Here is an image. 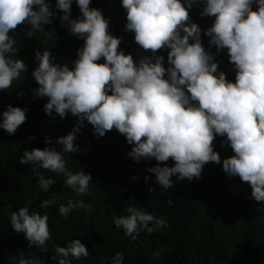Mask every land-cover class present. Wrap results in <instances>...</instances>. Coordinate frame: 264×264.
<instances>
[{"label": "clouds", "instance_id": "clouds-1", "mask_svg": "<svg viewBox=\"0 0 264 264\" xmlns=\"http://www.w3.org/2000/svg\"><path fill=\"white\" fill-rule=\"evenodd\" d=\"M75 3L81 15L72 19L73 0H55L54 7L47 0H0V91L23 81L27 72L25 62L16 58L17 41L9 35L18 25H30L26 34L32 37L52 24L59 12L61 24L84 42L71 65L56 63L50 49L35 52L38 67L31 75L39 85L34 95L48 98L44 113L60 119L71 114L76 119L72 130L55 140L60 151L47 146L25 150L19 163L32 165L38 175L41 168L63 174L67 187L87 194L91 174L73 173L65 161L66 155L80 151L75 141L87 122L97 138L113 129L123 135L131 145L127 155L133 161L155 160V166L145 171L154 175L161 191L173 187V177L176 181L200 179L206 164L222 163L229 178L247 182L255 201L264 202V0H121L125 31L134 33V42L146 53L138 59L120 48L122 38L111 34L109 19L101 9L90 7L91 0ZM194 6L201 9L202 18H214L203 31L207 47L202 29L189 15ZM224 50L235 70V82L218 70L216 55ZM163 51L167 52L166 67L165 56L159 54ZM101 59L103 63H97ZM27 111L8 105L0 114V129L14 135L26 122ZM217 137H223L222 146L226 143L233 152L222 162L214 151ZM45 143L50 145L52 138L45 136ZM170 159L172 166L167 163ZM38 183L47 193L55 181L39 175ZM54 203L45 199L40 208ZM83 206L69 200L58 211L66 218ZM127 213L113 222L132 240L142 231L150 234L167 227L164 218L135 207ZM48 219L26 204L10 214L9 222L16 233L24 234L28 248L47 253ZM88 256L81 240L71 239L66 246H56L52 259L72 264L73 259ZM12 259L15 264H41L23 252ZM123 261L124 256L116 252L111 264Z\"/></svg>", "mask_w": 264, "mask_h": 264}, {"label": "trees", "instance_id": "trees-1", "mask_svg": "<svg viewBox=\"0 0 264 264\" xmlns=\"http://www.w3.org/2000/svg\"><path fill=\"white\" fill-rule=\"evenodd\" d=\"M47 2L54 7L55 0ZM90 7L101 9L109 19V31L122 38L120 48L125 54L131 53L134 59L146 54L134 42V33L125 31L126 11L121 0H91ZM71 8L70 18L81 15L75 0ZM200 10L194 6L189 15L202 29L201 39L207 47L208 37L203 31L214 18H202ZM60 15L57 12L53 23L44 25L32 37L26 34L31 27L26 24L9 33L17 41L16 58L25 62L27 72L23 81H14L10 89L0 91V114L8 105L26 107L28 111L26 122L14 135L0 129V264H15L12 258L21 252L41 264H57L52 259L56 246H66L71 239H80L89 251L87 258L73 259L72 264H111L116 252L124 256L123 264H264V202L255 201L247 182L239 177L229 178L222 170V163L206 164L200 179L176 181L173 177V187L161 191L154 175L145 171L155 166V160L133 161L127 155L131 145L123 135L113 129L97 138L87 122L75 141L80 151L65 156L69 171L91 174L93 179L87 194L79 195L67 187L63 174L41 168L39 175L55 181L45 193L33 166L19 163L25 150H42L47 146L60 151L61 146L55 140L67 135L75 123L76 118L71 114L60 119L44 113L48 98L34 95L39 85L31 75L38 67L34 59L37 50L42 53L50 49L59 64L71 65L77 59V49L84 42L68 32L60 22ZM212 52L215 53L214 46ZM159 54L165 56L166 67L167 52ZM216 62L226 79L235 82V70L227 50L216 55ZM97 63H103V59ZM18 92L23 95L18 96ZM45 136L52 138L50 145L45 143ZM222 140L223 137H217L213 142L221 162L233 155L226 143L222 146ZM167 163L172 166L174 162L170 159ZM133 176L137 179L133 180ZM146 176L150 177L147 182ZM45 199L55 203L41 209L40 203ZM69 200L82 202L84 206L73 209L65 218L58 209L60 204L67 206ZM26 204L30 211L49 217L51 239L46 242L47 253L35 246L28 248L24 234L11 228L10 214ZM129 207L164 218L167 227L150 234L142 231L132 240L113 222L114 217L128 215ZM157 252L159 256L155 255Z\"/></svg>", "mask_w": 264, "mask_h": 264}]
</instances>
